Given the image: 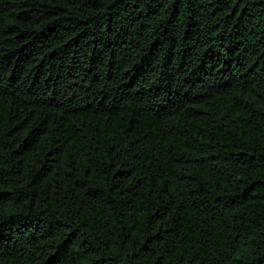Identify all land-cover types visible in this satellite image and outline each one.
Instances as JSON below:
<instances>
[{
  "label": "trees",
  "instance_id": "obj_1",
  "mask_svg": "<svg viewBox=\"0 0 264 264\" xmlns=\"http://www.w3.org/2000/svg\"><path fill=\"white\" fill-rule=\"evenodd\" d=\"M0 264H264V0H0Z\"/></svg>",
  "mask_w": 264,
  "mask_h": 264
}]
</instances>
